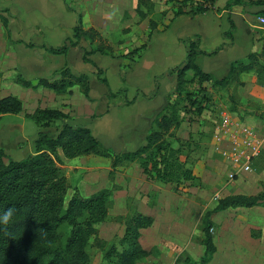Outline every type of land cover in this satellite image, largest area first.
I'll list each match as a JSON object with an SVG mask.
<instances>
[{
    "label": "crops",
    "instance_id": "obj_1",
    "mask_svg": "<svg viewBox=\"0 0 264 264\" xmlns=\"http://www.w3.org/2000/svg\"><path fill=\"white\" fill-rule=\"evenodd\" d=\"M218 1L215 0L205 14L186 13L177 17L175 12L167 14L151 37L148 25L149 30L143 42L139 41L130 50L122 48V52H119L121 47L115 43L112 35L128 33L132 25L138 22L137 0H0V100L15 96L23 103L20 113L0 116V149L5 154V163L23 161L35 155V143L40 133L54 137L66 122L90 129L115 154L134 152L145 146L154 121L175 95L176 70L186 63L188 56L185 41H200V48L206 54L197 56L196 64L218 80L229 74L233 63L244 61L249 54L261 51L264 27L260 23V17H264V6L237 5L228 9L226 5L230 0L221 5H217ZM190 7L184 11H190ZM79 14L82 15L85 29L94 28L107 40L114 49L113 56L95 53L88 57L91 62H86L84 50L89 51L91 47L90 42L85 39L76 47L69 46L64 54L49 51L50 48L62 47L69 39L76 41L74 29ZM2 18L7 20V26ZM230 19L235 29L232 37H226L231 29ZM131 20L133 23L128 24ZM145 44L146 50L134 61L125 57ZM64 69H69L75 76H88V96L79 85L74 86L70 92L57 93L44 87L26 88L15 82L18 74L33 84L43 79L56 81L60 79V73ZM99 70L102 72L99 73ZM188 75L193 76V73L189 72ZM100 79H106L108 84ZM100 84L107 89H103ZM263 88H260L261 91L257 89V96L264 104ZM37 110L61 111L68 116V120H54L44 126L47 122L38 124L31 117ZM183 126L184 123L176 131L179 138L189 139L194 136L193 133L188 138L183 136ZM58 154L62 170L70 184L68 192L73 189L74 193L78 189L89 197L109 187L112 159L106 158L111 160L110 164L100 161L94 155H88L75 163L74 159L78 157L66 158L61 149ZM262 155L264 160V151ZM260 157L253 165L257 164ZM190 168L201 179L202 176L196 171L197 165L193 164ZM256 169L260 168L257 166ZM260 170L264 181V169ZM122 171L129 173L131 187L123 188L116 180L114 194H120V197L121 194L129 193L127 196L133 195L135 200L144 195L143 202L147 210L138 211L149 212L150 206L147 203L151 189L161 191L164 189L162 187H178L174 184L162 186L163 183L149 181L137 162L120 166L115 172L118 179L119 176L121 178ZM105 178L108 182L104 181ZM179 188L183 189V186ZM217 215L213 217L215 226ZM172 216L179 218L176 226L173 227L170 222L161 221L155 216L154 224L142 231L141 240L146 232L152 242L151 247H157L160 251L162 258L159 262L162 264H174L177 261L179 253L175 251V247H179L181 252L187 248L188 241L194 237L199 225H202L204 214L198 224L188 218L187 211ZM256 228L264 232V226ZM172 232L177 234V239L172 242L168 239V248L164 251L160 238L166 236V233L172 235ZM200 245L202 246L201 243ZM204 251L205 249L203 254ZM218 253L217 248V253L209 264L213 263ZM254 257H257L255 253L249 259H255Z\"/></svg>",
    "mask_w": 264,
    "mask_h": 264
},
{
    "label": "trees",
    "instance_id": "obj_2",
    "mask_svg": "<svg viewBox=\"0 0 264 264\" xmlns=\"http://www.w3.org/2000/svg\"><path fill=\"white\" fill-rule=\"evenodd\" d=\"M137 1L136 13L144 21L154 13L155 3L153 0ZM214 3L215 0H195L191 3L190 11H184L181 6L174 14L175 17L186 13L205 14ZM237 5L264 6V0H230L226 7L229 9ZM2 20L7 26V20ZM230 23L231 29L226 37H232L235 29L231 19ZM148 25L151 37L159 22L150 19ZM74 39L76 41L69 39L62 47L50 48L49 51L64 54L69 46L76 47L85 39L90 42L91 47L89 51L84 50L86 62H91L88 57L95 53L114 55V49L96 29L84 28L81 14L78 15L74 29ZM185 43L188 56L186 63L176 70L175 95L154 121L146 145L139 150L115 154L90 129L70 122H66L54 137L40 133L35 143L36 154L23 161L5 163V154L0 149V212L9 208L16 210L12 222L6 228L0 225V264H90L87 246L97 234V225L109 218L114 191L112 188H104L86 197L75 189L66 203L70 184L61 167L58 154L60 149L69 159L88 155L112 159L111 176L120 166L137 162L150 180L178 187H184L187 183L193 186L195 182H199L200 178L190 168L194 164L192 155L199 148V143L194 141L193 136L185 140L176 135L183 124V114L202 116L210 108L212 100L209 89L207 90L210 84L214 91L227 93L228 100L232 102L230 111L238 113L236 89L244 86L243 76L254 74L264 85V39L260 52H253L246 60L233 63L229 74L221 80L205 73L196 64L197 56L206 54L200 48V41L187 40ZM146 48V44L142 45L125 57L134 61ZM189 72L193 76H189ZM1 77L0 71V80ZM100 80L108 84L106 79ZM15 82L26 88L44 87L57 93L70 92L74 86L79 85L86 96L90 93L88 76H75L69 69H64L60 73V79L56 81L43 79L33 84L18 74ZM22 110L23 103L15 96L0 100V116L18 114ZM31 117L38 124L47 122L44 126L54 120H68V116L56 110H37ZM256 165L264 169L263 155ZM255 207H264V189L256 195L225 197L218 201L215 208L205 212L201 240L205 251L200 264H209L217 253L212 233L215 226L213 217L229 209ZM154 222L153 216L140 211L133 212L124 223L125 231L120 242L123 249L119 250L116 245H112L105 252L104 258L110 262L116 259L115 264H138L150 256L151 251L143 247L141 237L142 231L150 228Z\"/></svg>",
    "mask_w": 264,
    "mask_h": 264
},
{
    "label": "rangeland",
    "instance_id": "obj_3",
    "mask_svg": "<svg viewBox=\"0 0 264 264\" xmlns=\"http://www.w3.org/2000/svg\"><path fill=\"white\" fill-rule=\"evenodd\" d=\"M192 1L195 0H154V13L146 21L140 22L137 16L138 22L132 25L129 30L130 32L120 34L119 36L112 35L115 43L121 47L118 51L122 52L123 49L130 50L139 41L143 42L149 30L147 28L150 19L160 22L167 14L172 15V12H175L179 7L182 6L184 9L190 7ZM226 1L219 0L217 5L224 4ZM132 23V20L128 21V24ZM243 79L245 82L244 86L236 89L239 111L233 117L245 121L251 126H255L264 138V104L259 101V96H257V89L263 88L264 85L257 80L254 74H245ZM100 85L103 89H107L105 85ZM207 90L212 100L210 108L202 116H196L192 113L183 114L184 129L181 132L187 138L189 134L193 133L194 141L199 143V148L192 155V161L197 165L196 171L202 176L199 182H195L193 186L187 183L183 189L175 186L162 187L164 189L161 191L151 189L147 203L150 206V209L148 208L149 212L141 211L147 210L145 209V202H143L144 195L135 200L133 195L127 196L129 193L121 194L120 197L118 196L120 194L115 193L108 220L97 225V234L87 246L90 264H115L116 259L110 262L104 258L105 252L112 245H116L119 250L123 249L120 242L125 231V220L139 209H141L140 212L146 215H151L154 218L156 216L161 221L170 222L173 227L178 224L179 218L172 215L177 216L182 211H187L188 218L191 221H196L198 224L206 210L215 208L220 199L231 195H256L264 189L261 170L256 169V164L253 165L252 171L243 174L240 179L234 181L228 179L229 168H227L220 155L217 152L215 153L213 135L215 125L222 116V113H232L230 111L232 102L228 100L225 91H214L211 89V84L210 86L208 85ZM85 157H78L74 159V162L76 163L78 159H85ZM95 157L100 161H104V163L108 162L111 164L110 159ZM128 175L129 173L125 174L123 172L121 178L119 176V179L116 173L113 176L110 175L108 178L110 182L108 188H112L115 192L117 187V184H115L116 180L123 188H130V178ZM77 178L75 177L74 180ZM104 181L108 182L106 178ZM162 186L167 185L162 184ZM71 190L66 197V203L73 195V189ZM263 213L264 207H256L229 209L217 215L215 217L216 226H214L212 233L215 237L219 253L211 264H224L225 262H228V264H264V232L262 229L256 228L257 226H264ZM174 233L172 232V235L166 233V236L160 238L161 247H163L164 251L167 250L165 248H168V239L170 242L177 239V234ZM195 233L198 235L194 234V237L190 238L187 248H184L182 252L179 247H175V251L179 253V257L174 264H200L201 258L204 255V248L200 245L201 237L203 236L201 224ZM150 242L151 240L148 238L146 232H144L141 243L143 247L150 249L151 255L142 259L138 264H162L159 262L162 258H160V251L157 247L152 248ZM254 253L257 257L249 259V256H254Z\"/></svg>",
    "mask_w": 264,
    "mask_h": 264
},
{
    "label": "built area",
    "instance_id": "obj_4",
    "mask_svg": "<svg viewBox=\"0 0 264 264\" xmlns=\"http://www.w3.org/2000/svg\"><path fill=\"white\" fill-rule=\"evenodd\" d=\"M264 27V17H260ZM264 92V88H263ZM223 112L215 125L213 139L217 152L229 168L228 179L234 181L252 171L253 163L264 151V138L255 126ZM213 231V230H212Z\"/></svg>",
    "mask_w": 264,
    "mask_h": 264
},
{
    "label": "clouds",
    "instance_id": "obj_5",
    "mask_svg": "<svg viewBox=\"0 0 264 264\" xmlns=\"http://www.w3.org/2000/svg\"><path fill=\"white\" fill-rule=\"evenodd\" d=\"M15 209L9 208L0 212V225L5 226V228L12 222L15 215Z\"/></svg>",
    "mask_w": 264,
    "mask_h": 264
}]
</instances>
